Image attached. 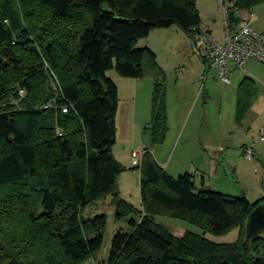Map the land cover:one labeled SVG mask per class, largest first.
Instances as JSON below:
<instances>
[{
  "label": "trees",
  "instance_id": "obj_1",
  "mask_svg": "<svg viewBox=\"0 0 264 264\" xmlns=\"http://www.w3.org/2000/svg\"><path fill=\"white\" fill-rule=\"evenodd\" d=\"M226 22H242L264 0H229ZM225 4V1H222ZM178 25L191 39L201 25L196 0H0V264H81L102 247L104 213L87 206L112 196L117 219L107 264H264V237L244 243L250 202L209 189L189 172L171 176L145 149L140 208L120 196L126 167L113 153L118 87L107 75L153 81L150 146L168 131L165 73L139 45L154 28ZM257 96L237 89L239 124ZM66 111H63V109ZM157 216L202 229L173 233ZM237 228L233 242L205 235Z\"/></svg>",
  "mask_w": 264,
  "mask_h": 264
},
{
  "label": "rangeland",
  "instance_id": "obj_2",
  "mask_svg": "<svg viewBox=\"0 0 264 264\" xmlns=\"http://www.w3.org/2000/svg\"><path fill=\"white\" fill-rule=\"evenodd\" d=\"M222 1L196 0L197 9H200L204 14L201 17H205L211 22H216L217 25L212 35L218 41H223L224 38L226 24L224 13V7L226 6L224 5L230 3L229 0H224L225 4ZM243 11L246 10L237 11V16L241 18ZM251 11L255 14V17L252 19L253 24L264 28V3L254 7ZM139 45H147L158 55L157 62L161 64V68L165 73L166 101L175 106L177 105V101L182 100L186 103L184 109L186 108L185 113L187 115L191 114L199 120H203L201 118L204 116V121H200L201 124L198 123L194 127L195 132L200 137H204L206 134L213 135L214 128L219 124L223 128V157L217 165L218 174L213 173L209 175L206 173L207 187L213 191L232 196H244L250 202L264 199V141H261L256 134V128L260 121L253 120L255 117L253 113L248 114L244 121L245 129L247 125H251V135L254 134V138L256 137L254 145L248 146L254 150V156L251 161L247 160L241 152L242 141L236 134L238 123L235 119V99L236 88L239 82L236 78L239 73L236 72L230 75L232 82L225 84L216 76V72L202 59L198 51L192 47L190 36L175 24L168 28L152 29L148 37L142 39ZM241 72L242 77L244 75L249 76V74L256 75V83L262 92H264V65L256 61H249L246 70ZM107 75L115 79H121V82L117 81L121 93L119 96L120 107L118 115L115 117L118 121L116 125V142L113 146L115 155L120 156V154L128 149L129 145H132L131 139L133 136L129 129L131 119L130 115H126V113L129 114L126 110L129 107L131 91L124 81L133 79L120 76L115 69L109 70ZM147 96L146 92L144 99H149ZM140 98L137 96L138 100ZM140 100L142 103L143 99L141 98ZM123 111H125L124 114ZM173 130L174 127L170 131L172 132ZM186 130L188 131L189 128ZM217 155L219 156L218 152ZM133 171L139 173L138 169H133ZM177 176L178 174L173 177ZM201 180L202 177L199 176L197 182L201 184ZM118 181V183L126 184L120 196L123 195V197L121 196L123 199L139 208L140 177L133 176L129 170V172H123ZM101 213L107 216L104 242L100 249L103 251L108 238H111L117 229L125 228L127 222L125 219L120 220L116 218L115 206L111 195L97 200L84 210V216H94ZM156 220L165 225L173 233H179L182 230H190L199 234L203 233L201 228L182 219L157 216ZM238 235L239 230L234 228L222 235H214L208 232L205 236L213 241L226 243L237 240Z\"/></svg>",
  "mask_w": 264,
  "mask_h": 264
},
{
  "label": "crops",
  "instance_id": "obj_3",
  "mask_svg": "<svg viewBox=\"0 0 264 264\" xmlns=\"http://www.w3.org/2000/svg\"><path fill=\"white\" fill-rule=\"evenodd\" d=\"M198 10H199L200 17L201 15L203 16L204 15L203 12L200 9ZM242 15H243L241 17L242 20L244 18L249 19L252 26H254L257 30L264 32V28H261L258 25L253 24L252 19L253 17H255L254 12L243 11ZM201 25H205L209 27L213 33L214 28L217 24L216 22H211L207 20L205 17L203 18L201 17ZM191 42H192V39H191ZM153 52L155 53L154 50ZM156 59L158 61L157 54H156ZM249 61L255 62V60H249ZM248 62H247V65H248ZM159 65L161 66V64ZM213 70L216 72V76L220 78L218 76L217 71L215 69ZM236 72L239 73L236 78L239 82L236 88L235 112H236V101H237V89H238L239 84L245 77H250L255 81L256 90H257V96L255 100L253 101L250 107V110L247 112V114L242 119V121L239 124H237L238 127H237L236 134L240 137L242 141L241 152L244 155L245 149L248 146L254 145L256 141V137L254 138V134L251 135L252 126L247 125V128L245 129L244 121L248 114L250 113L254 114L255 117L253 118V120H257V122L260 121L256 128L257 129L256 134L260 138V129L262 125L264 124V92H262V90L259 88V86L256 83V79H255L256 75L249 74V76L244 75L242 77L241 71L234 70L233 67H230V70H229L230 75ZM110 77L117 84L118 96H120L121 91H120V86L117 81L121 82V79H115L112 76ZM132 79L133 80L124 81V83L127 85L129 90L131 91L130 103L128 105L129 107H128V110H126V112H128L129 114L126 113V115L128 116L130 115V119H131V125L129 129L131 130L132 136H133L131 139L132 145H129L128 149L124 151V153L120 154V156L115 155V153L113 152L115 157L119 160V162H121L126 167V170L124 171V173L129 172L130 170L133 176L138 177L139 173L134 172L132 168L133 166L131 164V158H130L131 153L132 151H142L143 152L145 149H149L152 152V155L154 156L157 163L160 166H162L165 169V171L169 173L171 176H174L176 174L179 175L184 172H189L195 175V181L198 187H200L201 185L197 182V179L199 176L202 177L201 182L203 181L204 185L208 186V182L205 178L206 173H208L209 175L213 173L218 174L217 165L220 163L219 161L223 157L224 149L222 146V141L224 138V132H223V128L221 127V125L219 124L216 128H214L213 135L206 134V136L200 137L199 134L195 132L194 127H196L197 124L200 123V121H204V116H202L201 118L203 120H199L198 118L193 117V115L191 114L187 115L185 113L186 108L184 109L186 103L182 100L177 101V105L175 106L174 104L171 105L170 102L168 101L167 102V116H168V121H169V124H168L169 131L166 134L165 140L161 144L150 146V137L145 132V127L148 126L150 119H151V97H152L153 81L150 77L132 78ZM231 82H232V79H231ZM229 83H225V84H229ZM146 92L148 94L147 97H149V99L148 98L144 99V94L146 95ZM137 96L138 98L141 97L143 99L142 103L140 100L141 98L138 100ZM119 101H120V97H119ZM119 107L120 106L118 105L116 117L118 115ZM124 112L125 111H123V114ZM190 121H192V123H190ZM219 123H220V120H219ZM117 124H118V121L115 118V126ZM172 127H174V130L171 132L170 130L172 129ZM187 128H189L188 131L186 130ZM217 152L219 153V156L217 155ZM118 182L119 181H117L118 191L121 194L123 191V188L126 187V184H123V183L121 184ZM121 196L123 197V195ZM140 207L141 206H140V200H139V208ZM181 232H183V230ZM110 241H111V238L109 237L103 251L99 250L96 254L93 255L91 259L84 261L81 264H93V263L107 264L109 248H110L109 246Z\"/></svg>",
  "mask_w": 264,
  "mask_h": 264
},
{
  "label": "built area",
  "instance_id": "obj_4",
  "mask_svg": "<svg viewBox=\"0 0 264 264\" xmlns=\"http://www.w3.org/2000/svg\"><path fill=\"white\" fill-rule=\"evenodd\" d=\"M224 13L226 17V7H224ZM192 47L211 68L217 71L224 83L231 81L230 67L237 71H244L249 60H255L264 65V32L252 26L247 18H244L236 27H231L226 22L223 41L216 40L209 27L200 25L192 39ZM63 111L66 109L64 108ZM260 139L264 141V124L260 129ZM142 154V151H132L130 158L133 167L140 166ZM244 155L246 159L252 160L253 148L247 147Z\"/></svg>",
  "mask_w": 264,
  "mask_h": 264
},
{
  "label": "water",
  "instance_id": "obj_5",
  "mask_svg": "<svg viewBox=\"0 0 264 264\" xmlns=\"http://www.w3.org/2000/svg\"><path fill=\"white\" fill-rule=\"evenodd\" d=\"M264 237V204L257 205L248 215L244 224V243Z\"/></svg>",
  "mask_w": 264,
  "mask_h": 264
},
{
  "label": "bare ground",
  "instance_id": "obj_6",
  "mask_svg": "<svg viewBox=\"0 0 264 264\" xmlns=\"http://www.w3.org/2000/svg\"><path fill=\"white\" fill-rule=\"evenodd\" d=\"M231 82V81H230Z\"/></svg>",
  "mask_w": 264,
  "mask_h": 264
}]
</instances>
